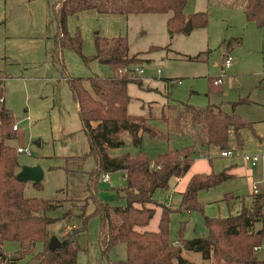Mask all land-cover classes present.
I'll return each instance as SVG.
<instances>
[{"label":"rangeland","instance_id":"374dc122","mask_svg":"<svg viewBox=\"0 0 264 264\" xmlns=\"http://www.w3.org/2000/svg\"><path fill=\"white\" fill-rule=\"evenodd\" d=\"M182 12L185 15L204 12L205 27H193L188 32H174L169 36L166 27L169 12L124 15L81 11L66 21L68 34L74 37L78 33L77 53L74 48L56 46L57 30L50 0H0V75L5 77L3 105L23 135L21 141L10 139L8 144L14 149L28 150V154H17L20 165L33 164L41 168L40 188L26 183L23 195L57 201L59 206L49 212L51 217L58 218L62 213L65 223L79 227L82 210L89 214L93 208L89 198L86 200V180L87 172L95 166L94 159L89 155L77 158L88 152V143L80 130L67 79L112 74L109 65L93 58L95 37H123L128 55L140 58L133 66H140L142 73L130 74L138 82L130 81L126 85L128 114L146 117L151 126L165 134L169 126L163 118L172 123L180 104L195 108L216 106L225 113L235 114L246 124L240 130L239 147L232 130L228 132L227 146L233 151L232 156L220 157L219 150L213 149L207 156L211 166L205 163L206 158L198 157L199 164L189 170V173L206 174L231 164L234 177L213 188L200 190L196 200L201 210L191 211L190 217L178 211L170 213L168 236L173 244H176L180 223L182 238L189 239L204 234L202 216L223 218L232 214L222 198L224 193H231L235 204L243 200L244 206L252 204L253 186L264 196V27L258 28L245 19L239 0H185ZM225 55H229L232 62L221 72ZM215 77H221L220 86L210 84ZM121 139L122 145L109 150V155L134 156L141 151L153 159L167 149L186 144L183 136L175 132L165 139H150L141 134L139 146L131 144L126 132L121 134ZM245 155H262V158L251 166L243 159ZM109 175L111 184L97 181V197L110 205L123 206L124 200L116 193L123 186L119 179L122 172ZM173 185L171 180L168 188L156 190L153 198L161 203L171 193V208H177L179 195L172 191ZM173 199L178 202L177 206ZM261 210L264 213V201ZM159 211L156 208L149 224L140 229L154 230ZM255 227L260 228V222ZM47 228L51 236L58 239L63 234L60 220ZM98 230V217L90 215L85 230L76 237L77 264H115L124 259L123 244L112 246L106 254L100 251ZM46 237L48 241L47 229ZM261 241L264 245V240ZM15 247L18 248V243L4 242L3 249ZM40 250L30 245L3 254L0 247V264H32L31 257ZM263 253L264 247L257 252L260 257ZM183 256L193 264H210L196 251H184Z\"/></svg>","mask_w":264,"mask_h":264},{"label":"trees","instance_id":"16d2710c","mask_svg":"<svg viewBox=\"0 0 264 264\" xmlns=\"http://www.w3.org/2000/svg\"><path fill=\"white\" fill-rule=\"evenodd\" d=\"M51 10L56 24L55 43L58 47H70L79 53L78 33L71 37L66 30L67 18L85 10L97 13L144 14L169 12L166 27L169 36L183 32L185 25L205 27L206 14L197 12L185 15L182 12L185 0H50ZM245 19L256 27H264V0H239ZM237 42V40H235ZM230 44V42H228ZM228 47V46H227ZM81 59H86L80 54ZM94 59L109 65L112 74L108 77L89 76L86 78H68L67 85L72 100L76 104L80 130L86 136L89 155L94 159V168L87 172L86 193L93 208L89 214L79 216L81 225L70 228L58 239L53 249L47 247L46 229L60 217H51L50 211L57 206L54 199L25 197L23 187L26 183L15 179V173L21 166L17 153L8 140L21 141L22 131L17 126L12 130V115L4 105L0 106V246L3 242H17L20 249L41 243L42 249L31 257L32 264H77L76 254L79 246L76 235L85 230L87 218L96 215L99 219L97 244L103 254L117 244L125 247L123 260L118 264H193L181 256L182 250L196 251L210 264H262L253 246H259L264 237V213L262 194H253L249 207L241 206L233 215L226 217L202 216L205 233L189 239L182 238V223L177 235V243L169 239L168 223L170 208L157 202L153 194L158 189H167L171 177H181L192 163V154L196 145L203 152L215 148L227 149L228 132L232 130L235 143L239 147L240 130L246 125L233 113H225L216 106L195 108L180 104L167 134L151 126L144 116H132L127 113L129 96L126 85L135 81L130 74L133 64L140 58L128 55L125 38H94ZM125 68L124 73L118 69ZM212 86H220L212 84ZM1 93V91H0ZM171 107V106H169ZM126 132L133 146H139L141 134L150 139H165L175 132L178 136L189 135L192 144L167 149L153 159L138 151L134 156L122 153L118 156L108 151L122 145L121 134ZM16 144V143H15ZM218 151V152H219ZM204 156V153H200ZM71 158V157H68ZM122 171L123 186L116 193L124 200L123 206L110 205L97 197V178L100 173ZM232 175L227 168L211 171L208 174H193L189 177L183 191L179 194V205L174 211H200L196 200L200 190L213 188ZM36 189L40 182L31 183ZM226 199V198H225ZM159 208V217L155 231L137 228L145 227ZM261 222L259 229L254 225ZM1 255V254H0ZM115 263V264H116Z\"/></svg>","mask_w":264,"mask_h":264},{"label":"crops","instance_id":"0c3cea01","mask_svg":"<svg viewBox=\"0 0 264 264\" xmlns=\"http://www.w3.org/2000/svg\"><path fill=\"white\" fill-rule=\"evenodd\" d=\"M50 4H51V1H50ZM230 66V65H229ZM0 74H1V72H0ZM2 75V74H1ZM3 77V76H2ZM3 78H5V77H3ZM220 85H221V80H220ZM4 102V101H3ZM76 105V104H75ZM183 138H184V141H185V145H183V146H188V145H190V144H192V139H191V137H189V135H184L183 136ZM39 144V142L37 143V145ZM213 149H215V148H210V149H208L209 151L210 150H213ZM203 150H204V148L203 147H201V146H198V145H196L195 147H194V151H193V154H192V163H191V165H190V167H189V169L185 172V174L183 175V176H181V178H180V180L177 182V183H175L174 182V177H171L170 179H169V182L172 180V182H173V189H172V191L174 192V193H176L177 194V196L183 191V189H184V187H185V185H186V183H187V181H188V179H189V177L191 176V175H193V174H203V173H200V172H192V173H189V170L192 168V167H195V165L197 164H199V162L198 161H200L199 159H197L198 157L200 158V157H202V158H206V164H208L209 166H211L210 164H211V162H210V159L207 157L208 156V151H206V152H203ZM109 153V152H108ZM200 153H204V156H200ZM197 154V155H196ZM207 154V155H206ZM205 161V160H204ZM33 165V164H32ZM199 166H201V165H199ZM232 166L233 165H229V166H226V167H224V168H227V172L228 173H230L231 175H232V177L230 178V179H232L233 177H234V173L232 172ZM196 168V167H195ZM196 171V170H195ZM122 172V171H121ZM211 172V171H210ZM209 172V173H210ZM206 174H208V173H206ZM108 182H100V183H102V184H111V176L108 174ZM119 179L121 180L122 179V182H123V173H122V178H120V176H119ZM227 180H229V179H227ZM113 181V180H112ZM25 183H31V182H25ZM99 183V184H100ZM218 186V185H217ZM198 193H199V191L197 192V197H198ZM225 196H231V197H229L228 199H225ZM171 198H172V196H171ZM179 196H178V200H179ZM223 200H224V203H226V206H227V209H228V211L231 209L232 210V214H229V215H233V214H235L239 209H240V207L243 205L244 206V204H243V200H238L240 203L239 204H235L234 203V200L233 199H235L234 197H233V195L231 194V193H227L226 192V194L224 193L223 194ZM174 200V199H173ZM174 202L176 203V206L178 205V202L177 201H175L174 200ZM251 204H249L248 206H245V207H249ZM156 210V209H155ZM172 210V212H177V211H174L175 210V208H173V209H171ZM160 212V211H159ZM178 212H180L181 214H183L184 216H188V217H190V215H191V211L190 210H181V211H178ZM155 213V212H154ZM170 215V214H169ZM154 216V215H153ZM228 216V215H227ZM158 217H159V215H158ZM170 218V217H169ZM152 219V218H151ZM157 220H158V218H157ZM61 222H62V233H64L65 231H66V229H65V227H68L69 229L72 227V228H74V225L73 224H67L68 222H66L65 223V220L63 221V219L62 220H60ZM259 222H257V223H255V225H254V227L258 224ZM149 224V223H148ZM147 224V225H148ZM260 225H262V223L260 222ZM263 226H264V220H263ZM48 227V226H47ZM155 227H157V222H156V226ZM141 228H143V227H141ZM68 229V230H69ZM255 229H259V228H256L255 227ZM138 231H142V230H146V229H140V228H138L137 229ZM156 230V228L154 229V230H148V231H155ZM47 233H48V236L50 237L51 236V234H50V231L48 230V228H47ZM182 233H183V231H182ZM205 233V232H204ZM76 237H77V235H76ZM57 238V237H56ZM58 239V238H57ZM177 240V239H176ZM262 240H264V237H263V239ZM17 243V242H16ZM174 243H176V244H178L177 243V241H175ZM3 246H4V242L1 244V252L3 253V254H11L12 252H14V251H17V250H19V245H18V248H11V249H8V250H4L3 249ZM262 247H264V245H262V241H261V244L258 246V248L257 249H253V252H254V254H255V256L258 258V259H262L263 260V262H262V264H264V253H263V255L260 257V256H258V254H257V252L259 251V250H261V248ZM32 248L33 249H35L36 251H38V250H40L41 248H42V244H40V243H35V244H32ZM30 251V250H29ZM184 251H188V250H182L181 251V256L182 257H184L183 256V252ZM31 253H34V251L33 252H31ZM199 254V253H198ZM6 257V256H5ZM4 257V258H5ZM185 258V257H184ZM18 259V258H17ZM20 259V258H19ZM186 259V258H185ZM11 260V259H10ZM188 260V259H187ZM188 261H190V260H188ZM192 262V261H191ZM193 263V262H192Z\"/></svg>","mask_w":264,"mask_h":264},{"label":"built area","instance_id":"2783aa9c","mask_svg":"<svg viewBox=\"0 0 264 264\" xmlns=\"http://www.w3.org/2000/svg\"><path fill=\"white\" fill-rule=\"evenodd\" d=\"M232 62V58L229 56V55H225L223 58H222V61H221V67H220V71H224L226 68L229 67V65L231 64ZM126 71L125 68H120L118 69V72L119 73H124ZM132 72L136 75V76H139L141 73H142V69L140 66H134L132 68ZM216 79L212 80V84L213 85H218L220 84V80H221V77H215ZM3 77L0 75V106L3 104ZM175 83L179 84L180 81H175ZM16 126L15 124L12 125V130H15L16 129ZM15 151L16 153H26L28 154V150L26 148H23V147H16L15 148ZM233 154V151L231 149H223V150H220L218 155L220 157H228V156H232ZM262 158V155L261 156H256V155H245L243 156V159L245 161H247L251 166H254L258 160ZM108 173H100L98 175V178H97V181L98 182H108ZM181 177H174V182L177 183L179 180H180ZM251 192L252 194H258V191L257 189L253 186L252 189H251ZM171 196L172 194L169 193L168 195H166L163 199V202H161V204H163L165 207L167 208H170V209H173L171 208ZM66 230H68L69 228L68 227H65ZM258 246H253V249H257Z\"/></svg>","mask_w":264,"mask_h":264},{"label":"water","instance_id":"95a60500","mask_svg":"<svg viewBox=\"0 0 264 264\" xmlns=\"http://www.w3.org/2000/svg\"><path fill=\"white\" fill-rule=\"evenodd\" d=\"M189 26L185 25L183 27V32H188ZM38 141H35V144H37ZM43 176V172L39 165H21L19 170L15 173V179L19 182H31V183H38L41 181ZM59 240L54 237L50 236L48 238L47 247L49 249H53L56 246H58Z\"/></svg>","mask_w":264,"mask_h":264}]
</instances>
